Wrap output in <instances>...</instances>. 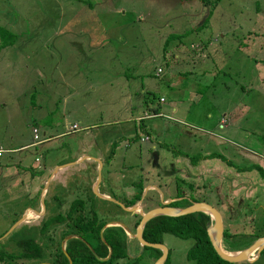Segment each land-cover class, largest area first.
Segmentation results:
<instances>
[{
    "label": "rangeland",
    "instance_id": "rangeland-1",
    "mask_svg": "<svg viewBox=\"0 0 264 264\" xmlns=\"http://www.w3.org/2000/svg\"><path fill=\"white\" fill-rule=\"evenodd\" d=\"M203 20L205 26L192 31ZM173 27L184 32L191 30L181 39L180 47L171 42L164 49ZM246 33L249 35L244 40ZM96 37L103 41L94 47ZM209 40L211 48L206 45ZM191 45L197 48L190 49ZM203 45L206 55L210 52L213 57L216 52V59L208 61L209 65L213 61L212 67L219 71L209 89L203 79L198 85L197 92H204V98L190 103V109H179L172 119L146 118L149 111L144 100H148L152 110L161 105L160 98L166 99L168 105L178 92L163 86L171 72L166 62L181 49L192 53ZM202 59L208 62L206 57ZM241 63L249 71L241 68L240 77L234 71ZM156 68H162L163 73L154 76ZM176 68L184 70L182 65ZM122 71L123 84L118 79ZM213 72L205 70L206 75ZM173 77L177 78L176 74ZM137 83L143 87L145 83L154 85L150 96H140ZM210 92L214 101L208 100ZM228 105L236 108L231 125L239 134L236 141L243 146L240 149L232 142L220 141L216 145L219 136L214 131L210 136L209 131L198 129L211 130L210 126L216 123L213 118L217 119L220 112L226 113ZM206 111L212 112L211 120ZM41 115H46L43 122H48L49 127L61 124L48 131L52 134L67 130L74 123L82 128L78 120L96 123L89 131L90 140L84 138L88 133L81 129L45 146H64L73 155L86 147L85 155L90 157H101L100 151L107 143L100 136L107 138L104 141L109 140L110 145L126 129L125 125L110 128L105 123L118 119L120 123L122 117L145 119L142 123L133 120L137 126L135 140L116 147L107 165L103 161L102 186L107 183L108 173L116 174L117 185H123L122 179L126 178L141 181L145 212L159 205L158 200L177 195L188 201H204L221 209V213L231 210L233 230L227 220L223 230L234 235L227 245L232 250L247 249L254 241L253 234L264 236V177L256 168L252 169L255 165L264 166V0H220L212 8L202 6L200 0H0V145L10 148L34 142L31 125ZM221 121L228 122L227 118ZM37 122L41 125L40 120ZM141 124L149 128L145 130ZM229 140L233 141L231 137ZM33 153L34 149L25 148L0 159L1 232L14 224L24 207L35 203L42 190L44 182L38 185L41 172L29 167ZM211 153L220 159H210ZM101 155L106 156L102 152ZM83 169L81 165L78 168L81 175ZM52 172H46L44 179ZM54 184L51 182L49 188ZM148 186L154 188L146 191ZM108 191L116 193L111 188ZM123 191L130 193L132 188L125 185ZM85 193L90 196V191ZM218 196L236 202L225 201L220 207ZM178 204L184 206L182 201ZM104 207L112 205L104 203L101 208L105 210ZM133 217L135 223L138 218ZM115 219L123 221L119 224L125 230L126 219ZM134 223L129 228L131 235ZM133 244L138 243L132 241ZM161 244L168 251L167 264H195L187 259L192 240L169 234L162 236ZM144 251L137 263L154 264L156 251ZM149 253L154 257L151 254L149 258ZM253 264H264V256Z\"/></svg>",
    "mask_w": 264,
    "mask_h": 264
},
{
    "label": "crops",
    "instance_id": "crops-1",
    "mask_svg": "<svg viewBox=\"0 0 264 264\" xmlns=\"http://www.w3.org/2000/svg\"><path fill=\"white\" fill-rule=\"evenodd\" d=\"M202 4V3H201ZM203 6V5H202ZM204 20L194 26L192 28V31L197 32L201 27H204L205 24L203 25ZM70 24H74L73 21L69 22ZM191 30V29H190ZM190 30L188 31H182L177 29V27H173V29L171 30L170 34L167 36V38L165 39L164 42V49H166L169 45H172L171 42H174V46H176L177 48L181 46V39L185 38L186 36H188L187 33L190 32ZM178 35H181V37H179ZM248 33H246V35L242 38V39H246L248 37ZM103 39L100 37H96L94 44H92V46H99L102 44ZM209 46V48H211L212 45V41L209 40L208 43L206 44ZM206 45L200 46L199 47V51H191L192 53H190L187 50H183L181 49V51L179 53H175L172 57H170V60H168L166 62V65L169 66L171 72L166 75V77H168L167 80H165V82L163 83V86L166 85L168 87L173 88L174 90H177L178 92L176 94H174L171 98V101L168 105H166V99H159V104L161 103V105L163 107L158 106L159 108V112L157 114L152 113V110L150 108V106L148 105V100H144L145 102V108L146 111H149V116H147L146 118H155V117H164V118H169L172 119V115H175L179 109H190V103L194 104L196 103V101H200L204 98L205 93L204 92H197V87L200 84V82H202V79L205 80L208 85H206V88L209 89V83L210 81L214 80L215 74L217 72H219L217 70V68L212 67V64H214L213 61L211 62V65H209V59H213L215 57L216 59V52H213V57L211 56L210 52L208 53V55H206L203 51L207 50ZM240 45V44H239ZM238 45V47H239ZM197 48L193 45L190 46V49H194ZM201 54V55H200ZM165 57V55H164ZM202 57H206L205 60H207L208 62L204 63V59H202ZM184 66V70L179 71L178 68H176L177 66ZM241 68H243L244 70H248L249 68L246 67V65L242 64L240 65V68H236L234 73H238L239 70H241ZM157 70H159L160 72L157 73ZM205 70H209V71H214L213 73H211L210 75H206L205 74ZM79 71H82L81 68L79 69ZM163 73V69L162 68H156L155 70V75L154 76H158L159 74ZM176 74L177 78H174L173 75ZM239 76L240 72H239ZM121 82V84H123V82L125 81V75L124 72L122 71L119 78H118ZM154 85L151 84V86H149V83H145V86L143 87L142 84H138L137 83V87H136V91H138V94L142 97L148 95L150 96V88H153ZM94 90V89H91ZM180 92V93H179ZM210 98L208 100H213L214 101V97L212 96V93L210 92ZM198 101V102H199ZM244 104V103H243ZM246 107V105L244 104V108ZM83 108V107H82ZM155 107H152V109H154ZM218 108L221 109L220 105L218 106ZM37 110L42 111V108H38ZM58 111L60 112V109H58ZM214 111V110H213ZM219 113V110H217ZM216 111V112H217ZM226 113H221L219 114L218 118L215 119L212 117V112L210 111H206V117L209 118V120H211L213 118V123L210 126L211 130H205V129H201V128H197L201 131H209L208 134L210 136H212L213 131L215 132L216 136H219L216 140V145H220V141L226 144H236L238 147L237 148H242L243 146H241V144H239L236 139L239 138V134L236 135V130L234 131V128H232V121L235 118V111L236 108L234 109L233 106L228 105L226 108ZM188 113V112H187ZM53 114V112H52ZM170 114V115H169ZM50 115V114H49ZM146 115V114H145ZM46 115H41L40 118H38V120H40L41 125L38 124V120L37 119H33V124L31 125V134H32V139H33V130L36 131V137L37 139L31 142V143H22L19 145H15V146H11L10 148H3L2 145H0V149L3 151V153L0 156V159L2 158V156L4 154H8V155H12V153L16 152V151H20L22 149H34V153L32 154V161L29 164L30 169L33 170H37L40 173V175L38 176V180L40 179V181H38V185H41V181L44 182V184L41 186L42 190L39 192V194H37V199L34 201L35 203L30 206V207H24L22 209V212L19 214H23V216L27 219V221L33 220L39 213H43V212H47V213H51L52 210L55 208L56 206V201L58 198H61V196H57V194H68V193H73V192H86V191H90V197L92 198V203L91 206L93 207V210H95L97 213H102V215H108L109 217H121L124 219H126L125 222V232L128 236H130L129 233H131L132 231H130L131 226H133L134 223V215H139L141 213H144L145 211L143 210V206H144V201L141 195V198L138 202H136L133 206L131 207H137V210L134 212H127L124 210V208H131V207H127V205L131 202V200L133 199V197L137 194L138 192V188L140 187L141 181H137L135 179H129L126 178V180L122 179V184L123 185H117L116 182L119 180V178H117L115 175H113L112 173H108V178L107 180H105L107 183L102 186V179H101V167L104 161V164H108L111 160V158L113 157V151L116 147L118 146H127L129 144V142L135 140V138L137 137L135 134H137V126H135L133 120L138 121L140 123H142L145 119H140L139 117H128L127 119L125 118H121L120 119V123H119V119L117 121H109L107 123H105V125H108V127L110 128H115L116 126H126V129L121 131V133H119V136H117L116 138H114V140L110 143L109 145V140L106 142L104 141L107 138H104L103 135L100 136V140H103L104 143H107L106 146L104 148L101 149L100 151V156H94V157H90L88 155H85V150L86 147L81 148L79 151H77V153L75 155H73L68 148L64 147V146H57V147H45L46 145H48L50 142L57 140L58 138L65 136L67 134H73L75 132V130H72L74 126H77L76 123L72 124L67 130H62L60 132H56V133H48V131L50 129H54V126L56 127H60L61 124L57 123V124H53L51 127H49L47 125L48 122H43V119L45 118ZM124 116V115H123ZM223 118H227L228 122H225L224 124H222L221 120ZM77 123L82 124V128H78L79 131H81V129H84L86 131L87 134L84 135V138H86L87 140H90V132L89 131H93L94 127L97 125L94 122H91L89 120H78ZM185 125H187V123H185ZM192 126V125H191ZM141 127H144L145 130H147L149 127L147 125H143L141 124ZM193 127V126H192ZM135 129V130H134ZM46 130V131H44ZM216 130H219V133L216 132ZM227 130V133H225V131ZM229 130L231 136H229ZM233 130V132H232ZM135 133V134H134ZM134 135V136H133ZM39 136L42 137L41 139H39ZM230 137L233 139L229 140ZM234 137V138H233ZM82 139V135L79 137L78 141L80 142ZM144 141L147 140V137H144L143 139ZM143 141V142H144ZM141 142V141H140ZM213 142V141H212ZM109 145V147H108ZM93 147V145H92ZM91 147V148H92ZM108 148V149H107ZM244 149V148H243ZM246 150V149H245ZM101 152L103 154H105L106 156L103 157L101 155ZM209 152V151H206ZM211 157H209L210 159L216 157L218 160L220 159L219 155H214L213 153H211ZM122 157V156H121ZM68 162V164L61 166L62 163ZM228 163V162H226ZM24 164V163H23ZM83 166V170L84 172L82 173V175L78 172V168L79 166ZM26 166V163H25ZM261 168H263L264 170V166L260 165ZM123 167V166H121ZM244 168H247L246 166H244ZM91 169V170H89ZM122 169V168H121ZM53 171L49 176H47V179H44V177H46L48 171ZM252 170V169H251ZM1 171V170H0ZM249 171V170H248ZM237 174H240V170H236ZM245 169L243 171V173H245ZM0 176L1 175L0 173ZM113 177V178H112ZM132 177V176H129ZM250 180H252V178H250ZM55 182L54 187L49 188L51 182ZM115 182V183H114ZM247 181H245L246 183ZM243 183V184H245ZM130 186V188H132V191L125 193L124 191H122V188L125 186ZM112 189L114 191H116V193L114 194H110L108 189ZM154 188V187H153ZM152 187L148 186L146 191L153 189ZM134 189V190H133ZM245 189V188H243ZM255 189V188H254ZM251 189V190H254ZM134 191V192H133ZM144 192V191H143ZM142 192V193H143ZM251 194L253 193V191L250 192ZM128 194V195H127ZM250 194H245L244 197H248ZM236 197V195L234 196ZM175 197H169L168 199L165 200H161L151 209H147V212L149 210L161 207V203H168V202H173L174 200H179L180 198L175 199ZM219 202H221V206H224V202H228V201H232V202H236L235 199H225L224 196L219 197ZM237 198V197H236ZM222 199V200H221ZM181 200V199H180ZM100 201V204H99ZM152 202L149 201L147 204H150ZM104 203H109L110 205H112V207H104L105 210H103L101 208V205ZM223 203V204H222ZM147 206V205H146ZM118 211V212H116ZM36 212L38 214H36ZM120 212L124 213V214H119ZM225 215V217H224ZM227 215H229L227 217ZM234 215V213L229 210V211H223V213L220 214V216H222L221 220L223 222V218H226V220L228 221V225L229 227H231V229L233 230V221L230 220L232 218V216ZM114 218V219H115ZM112 219V221H116L117 223H115L116 225H121L119 223H122V220H117V219ZM130 228V229H129ZM124 229V227H123ZM141 248V246H140ZM140 250V249H139ZM242 251L239 250V248H236L234 250H231L232 254L238 253ZM264 256L261 253L259 254V256L257 257L255 255V260L254 261H248L250 263H257L261 257ZM254 257V255H253Z\"/></svg>",
    "mask_w": 264,
    "mask_h": 264
},
{
    "label": "flooded vegetation",
    "instance_id": "flooded-vegetation-1",
    "mask_svg": "<svg viewBox=\"0 0 264 264\" xmlns=\"http://www.w3.org/2000/svg\"><path fill=\"white\" fill-rule=\"evenodd\" d=\"M91 203L87 193L76 191L62 194L51 213L36 212L30 221L19 214L12 226L0 231V264H91L92 254L101 264L136 262L146 252L144 247L131 245L138 242L113 217L93 210ZM117 228L124 232L123 239ZM107 238H115L120 256L113 255ZM123 245L128 249L127 258Z\"/></svg>",
    "mask_w": 264,
    "mask_h": 264
},
{
    "label": "trees",
    "instance_id": "trees-1",
    "mask_svg": "<svg viewBox=\"0 0 264 264\" xmlns=\"http://www.w3.org/2000/svg\"><path fill=\"white\" fill-rule=\"evenodd\" d=\"M202 5L204 7L212 8L214 5H216L217 2L220 0H200ZM181 37V35H178ZM159 112V108L156 107L152 109V113L157 114ZM256 168L259 172V174L264 177V170L261 167H258V165L252 166V169ZM137 194L133 197L131 202L127 205V207L133 206L136 202H138L141 198L143 187L140 185L138 188ZM180 198L179 200H175L174 202L170 203V206L173 207H179L180 209L186 208L191 205L193 201H188L187 199H182L183 197H180V195H177L175 199ZM184 203L183 207H180L178 202ZM204 202V201H203ZM218 212L221 214V211L216 208ZM138 220L135 221L134 227L137 225L140 217L136 215ZM222 218V216H220ZM226 218H223L222 226L224 227ZM212 222L210 221L209 216L202 214V213H194L186 216H177V217H162L158 216L155 217L149 221H147L141 232V238L143 241L147 243H156L161 244L162 236L163 235H174L179 237V239H190L193 242V246L188 250L187 252V259L195 262V264H231L228 262H225L221 260L215 253V251L212 248L211 243H209L206 230L209 226H211ZM121 235L122 239L125 236L124 232L117 228L116 229ZM253 239L259 238V236H256L253 234ZM234 237V235L230 234L228 231L223 230L222 232V238L221 243L223 246L224 251L231 253L232 249H229L227 247L228 242ZM252 239V240H253ZM108 245L110 246V249L113 251L114 256H120V254L117 253V241H115V238H107ZM148 249V248H144ZM151 249V248H150ZM242 250L246 248H241ZM239 249V250H241ZM157 255L158 259L161 256V252L156 249H151ZM127 247L123 245V256L127 258ZM262 255H264V249L261 252ZM91 256V264H101L95 256L92 254ZM156 257V256H155ZM155 259V260H156ZM154 260V261H155ZM110 264V263H108ZM130 264H138L137 261ZM164 264H167V260Z\"/></svg>",
    "mask_w": 264,
    "mask_h": 264
},
{
    "label": "water",
    "instance_id": "water-1",
    "mask_svg": "<svg viewBox=\"0 0 264 264\" xmlns=\"http://www.w3.org/2000/svg\"><path fill=\"white\" fill-rule=\"evenodd\" d=\"M175 201V200H174ZM173 201V202H174ZM171 202L161 203L162 206L149 210L148 212L141 213L140 219L134 229V234L131 235L141 247L156 249L161 252V256L155 261L154 264H164L167 260L168 251L162 244L156 243H147L142 240L141 232L144 224L158 216L162 217H181L194 213H202L209 216L210 221L212 222L211 226H209L206 230V234L211 243L213 250L216 255L223 261L231 263V264H239L247 261H254L256 257H253L254 253L258 257L259 254L264 249V236L259 237L250 244L247 249L240 251L238 253L232 254L224 251L221 245V238L223 232L222 220L220 217V213L214 207L204 203V202H192L190 206L180 209L179 207L170 206ZM127 212H134L137 210V207L124 208ZM25 216V215H24ZM23 218V217H22ZM123 228V225H120Z\"/></svg>",
    "mask_w": 264,
    "mask_h": 264
},
{
    "label": "built area",
    "instance_id": "built-area-1",
    "mask_svg": "<svg viewBox=\"0 0 264 264\" xmlns=\"http://www.w3.org/2000/svg\"><path fill=\"white\" fill-rule=\"evenodd\" d=\"M159 72H160V71L157 70V73H159ZM224 123H225V122H224ZM224 123H222V124H224ZM72 130L77 131V130H78L77 126H74ZM32 132H33V135H34V136H33V139L36 140V139H37V137H36V131L33 130ZM2 153H3V151L0 149V156H1Z\"/></svg>",
    "mask_w": 264,
    "mask_h": 264
}]
</instances>
